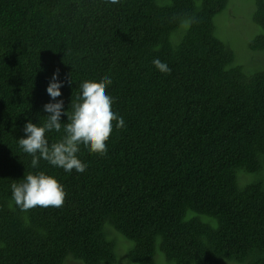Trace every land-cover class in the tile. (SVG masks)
I'll return each mask as SVG.
<instances>
[{
	"label": "trees",
	"instance_id": "1",
	"mask_svg": "<svg viewBox=\"0 0 264 264\" xmlns=\"http://www.w3.org/2000/svg\"><path fill=\"white\" fill-rule=\"evenodd\" d=\"M254 3L261 32L247 50L264 55V0ZM228 4L0 0V264H264V69L217 35ZM56 71L65 113L80 83L110 76L125 120L105 155L81 147L83 174L33 169L18 147L26 122L47 120ZM61 135L46 133L49 144ZM41 170L64 204L21 211L11 184Z\"/></svg>",
	"mask_w": 264,
	"mask_h": 264
},
{
	"label": "clouds",
	"instance_id": "2",
	"mask_svg": "<svg viewBox=\"0 0 264 264\" xmlns=\"http://www.w3.org/2000/svg\"><path fill=\"white\" fill-rule=\"evenodd\" d=\"M152 64L162 74L171 73L168 64L158 58ZM112 82L110 76H105L99 82L85 80L80 83L71 114H68L64 112L63 100L58 99L62 96L64 81L59 79L58 71L53 73L46 88L50 100L43 106V111L48 114L47 120L43 124L29 120L23 127L24 136L17 140L19 149L32 157L33 169H38L40 160H44L67 174L73 171L83 174L87 165L78 158L81 147L89 154L107 153L106 142L114 126L116 129L125 126L124 118L112 109L114 97L106 93ZM64 114L67 115V123L61 121ZM52 131H62V135L57 142L49 144L46 133ZM17 181L11 184V198L21 211L63 206L67 195L63 185L45 171L27 172Z\"/></svg>",
	"mask_w": 264,
	"mask_h": 264
},
{
	"label": "rangeland",
	"instance_id": "3",
	"mask_svg": "<svg viewBox=\"0 0 264 264\" xmlns=\"http://www.w3.org/2000/svg\"><path fill=\"white\" fill-rule=\"evenodd\" d=\"M255 9L254 0H230L227 8L215 17L217 25L216 33L226 44L232 47L236 55L238 52L239 55L237 56H239V60L247 62L252 68L264 69V55L260 52L252 53L250 50H247L249 41L261 32V28L253 21ZM203 218L209 220L208 217ZM106 227L111 234L118 238L119 242L129 244V240H126L110 224H107ZM71 258L73 257L68 256L66 261ZM159 258L160 256H158V261ZM160 263L163 264L164 260H160ZM66 264L81 263L69 260ZM120 264L134 263L128 261L126 258H122Z\"/></svg>",
	"mask_w": 264,
	"mask_h": 264
}]
</instances>
